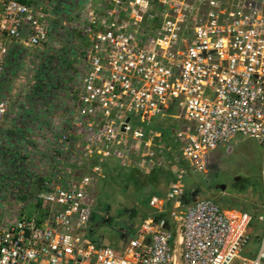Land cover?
Masks as SVG:
<instances>
[{
  "label": "built area",
  "instance_id": "1",
  "mask_svg": "<svg viewBox=\"0 0 264 264\" xmlns=\"http://www.w3.org/2000/svg\"><path fill=\"white\" fill-rule=\"evenodd\" d=\"M26 1L0 0V80L11 46L39 47L51 31ZM59 27L78 43L79 87L64 117L27 127L44 149L41 190L31 214L0 220V264H264V228L241 256L251 216L209 199L184 205L178 170L209 177L211 156L244 138L264 163V0H76ZM8 107L0 97V134ZM157 117L181 123L163 130ZM166 168L176 178L148 196L151 214L121 254L88 237L108 176Z\"/></svg>",
  "mask_w": 264,
  "mask_h": 264
},
{
  "label": "rangeland",
  "instance_id": "2",
  "mask_svg": "<svg viewBox=\"0 0 264 264\" xmlns=\"http://www.w3.org/2000/svg\"><path fill=\"white\" fill-rule=\"evenodd\" d=\"M35 2L42 5L44 22L51 28L48 39L39 47L28 48L19 44L22 53L18 67L12 72L5 71L0 80V97L5 98L9 106L5 120L16 121V125L20 126L23 123L31 126L32 122L46 124L49 117H64V103L70 100L72 90L79 87L78 79L82 68L81 63L70 56L78 48V43L70 35L59 33L63 15L72 8L76 0H34ZM175 114L179 116L180 112L176 111ZM154 123L165 130L179 125L181 120L173 124L169 119L157 117ZM22 131L21 128L14 127L9 131L12 135L10 139L0 140V220L12 221L23 211L25 215L31 214L30 202L35 192L30 190V186L35 172L44 168L43 149L29 143L28 133ZM20 138L26 139L27 148L29 147L24 151V157L18 155ZM261 153L253 140L244 138L211 156L209 177L192 173L183 164L179 165L180 179L183 178L185 183L195 180L193 185L186 186L191 202L207 199L206 191L208 195L214 193L217 196L224 195L226 190L231 192L233 187L241 189L246 181L255 178H261L264 186ZM13 161L22 169L20 175L13 173ZM174 171L172 168L158 170L144 176L142 180L136 175L120 180L108 176L96 194L89 225V228L96 231V240L113 250H119L118 253L121 254L135 235L139 227L137 221L142 219L145 210L147 209V214H151V209L147 206L148 196L166 189L172 176H175ZM183 173L186 176H182ZM222 185L225 186L223 191L219 188ZM258 246L259 243L249 241L241 256L255 254Z\"/></svg>",
  "mask_w": 264,
  "mask_h": 264
},
{
  "label": "trees",
  "instance_id": "3",
  "mask_svg": "<svg viewBox=\"0 0 264 264\" xmlns=\"http://www.w3.org/2000/svg\"><path fill=\"white\" fill-rule=\"evenodd\" d=\"M20 1L23 3H27L26 0H20ZM21 53H22L21 48H19L18 45H13L9 48L8 55L6 58L5 71H11L12 72V71L16 70V68L19 65ZM1 85H2V83L0 82V95H1ZM175 113H176V110H174L173 108H170L168 110V114L176 115ZM167 131H168V129H167ZM259 149H260V147H259ZM260 157H262V153H261ZM12 170H13V173H15V174L17 173L19 175H20V173L23 172L22 169L20 168V166L15 165V161H13V169ZM174 179H175V176H172V179H170V182L173 181ZM182 182L185 186V192H184V196H183V204L188 205L192 202L188 197V193L186 191V186L188 187V186L193 185L195 180H191L190 182L185 183L183 181V178H182ZM226 191H228V190H226ZM226 191H225L224 195H217V196L214 193L212 195H208V191H206L207 192V199L213 201L214 203H216L221 208L237 209V210H240L242 212L248 213L251 216V220H252V223H251L252 232H251V236H250V241H255V242L259 243V240L261 238V233H262L263 228H264L263 222L258 220V217L261 214H263V212H264V186H263V182H262L261 178H259V179L255 178L254 180L251 179V180L246 181L241 189L233 187L231 189V192L230 191L226 192ZM157 193H161V190L156 192L155 195H157ZM146 210L144 212L142 219H139V221H137V225L138 224L140 225L142 220H144L149 215L146 213ZM257 229L259 230L258 232H257ZM122 236H125V235L122 234ZM89 238L94 243H96L97 245L109 247L107 245L98 244L97 243L98 241L95 238V234H93V237H89ZM114 251L117 254H119L118 253L119 250H114Z\"/></svg>",
  "mask_w": 264,
  "mask_h": 264
},
{
  "label": "crops",
  "instance_id": "4",
  "mask_svg": "<svg viewBox=\"0 0 264 264\" xmlns=\"http://www.w3.org/2000/svg\"><path fill=\"white\" fill-rule=\"evenodd\" d=\"M3 131L1 132V135H0V140L2 139V138H6V140L7 139H10V137L12 136L11 134H9V131H11L12 130V128H14V127H17V128H21L23 131L22 132H27L28 134H29V136H28V140H29V143H32L31 141H30V135L32 134V132L30 131L29 132V130H27V127H29V126H26L24 123L23 124H21V126L20 125H16V121L14 122V121H8V120H4V123H3ZM14 130V129H13ZM18 131V130H17ZM27 134V135H28ZM33 134H37V132H35V133H33ZM23 135V134H22ZM32 137H33V135H32ZM26 138V137H25ZM44 150V149H43ZM38 168H36V170H37ZM38 172H39V170H37L36 172H35V176H34V178H33V180H32V183H31V186L30 187H32V189H30V190H32V191H34L35 192V194H37L40 190H41V179L39 178V175H38ZM154 173H156V172H154ZM168 187V186H167ZM167 190V188L166 189H161V193H157V195L158 196H161V195H163L164 193H165V191ZM156 193V192H155ZM155 193H154V195H155ZM153 194V193H152ZM30 211L31 212H33V209H30ZM93 234H95V236H97V234H96V231L93 229V228H89V230H88V236L89 237H93ZM96 241V240H95ZM97 242V241H96ZM98 244H102V243H100L99 241L97 242Z\"/></svg>",
  "mask_w": 264,
  "mask_h": 264
},
{
  "label": "water",
  "instance_id": "5",
  "mask_svg": "<svg viewBox=\"0 0 264 264\" xmlns=\"http://www.w3.org/2000/svg\"><path fill=\"white\" fill-rule=\"evenodd\" d=\"M219 188H220V190L223 191L225 189V186L222 185V186H219ZM193 202H195V201H193Z\"/></svg>",
  "mask_w": 264,
  "mask_h": 264
},
{
  "label": "flooded vegetation",
  "instance_id": "6",
  "mask_svg": "<svg viewBox=\"0 0 264 264\" xmlns=\"http://www.w3.org/2000/svg\"><path fill=\"white\" fill-rule=\"evenodd\" d=\"M219 151V150H218Z\"/></svg>",
  "mask_w": 264,
  "mask_h": 264
}]
</instances>
